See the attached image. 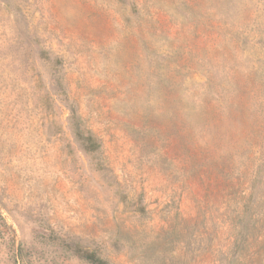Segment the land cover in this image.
I'll use <instances>...</instances> for the list:
<instances>
[{"label":"rangeland","instance_id":"1","mask_svg":"<svg viewBox=\"0 0 264 264\" xmlns=\"http://www.w3.org/2000/svg\"><path fill=\"white\" fill-rule=\"evenodd\" d=\"M83 253L264 264V0H0V264Z\"/></svg>","mask_w":264,"mask_h":264},{"label":"trees","instance_id":"2","mask_svg":"<svg viewBox=\"0 0 264 264\" xmlns=\"http://www.w3.org/2000/svg\"><path fill=\"white\" fill-rule=\"evenodd\" d=\"M80 121H76L73 128H74V133L77 139L80 141L82 147L84 148L85 151L93 153L96 152L100 145L99 143L94 139V137L88 133L84 132V130H81V123ZM249 213H244L241 225L239 227V235H240V240L244 238L245 231L248 227L250 220V216L248 215ZM82 256L91 264H104V261H102L99 257H97L94 253H83Z\"/></svg>","mask_w":264,"mask_h":264}]
</instances>
